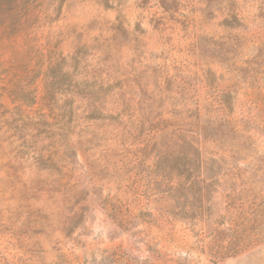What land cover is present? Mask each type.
Listing matches in <instances>:
<instances>
[{"label": "rangeland", "instance_id": "1", "mask_svg": "<svg viewBox=\"0 0 264 264\" xmlns=\"http://www.w3.org/2000/svg\"><path fill=\"white\" fill-rule=\"evenodd\" d=\"M0 264H264V0H0Z\"/></svg>", "mask_w": 264, "mask_h": 264}, {"label": "trees", "instance_id": "2", "mask_svg": "<svg viewBox=\"0 0 264 264\" xmlns=\"http://www.w3.org/2000/svg\"><path fill=\"white\" fill-rule=\"evenodd\" d=\"M27 9L21 4V8H14V10H5L4 11V19L5 20H13L14 18L16 19H21L23 16L26 15Z\"/></svg>", "mask_w": 264, "mask_h": 264}]
</instances>
